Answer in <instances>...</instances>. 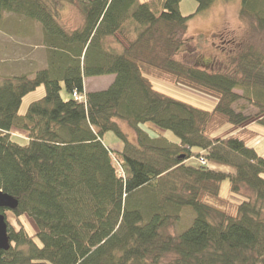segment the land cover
<instances>
[{
  "label": "trees",
  "instance_id": "obj_1",
  "mask_svg": "<svg viewBox=\"0 0 264 264\" xmlns=\"http://www.w3.org/2000/svg\"><path fill=\"white\" fill-rule=\"evenodd\" d=\"M66 1L74 3L0 0V22L12 13L42 25L48 54L42 68L0 76V189L17 200L20 226L7 220L11 246L0 249V264H264V157L240 135L210 132L226 123L243 131L252 116L264 125V51L248 47L232 70H211L177 59L183 49L197 54L181 0H79L84 22L73 30L61 20ZM215 1L197 0V12ZM240 5L264 33V0ZM102 75L113 81L85 90L86 78ZM155 77L216 104L178 100L158 91ZM43 84L45 95L20 114ZM108 132L123 149L104 143ZM226 179L240 201L221 196ZM185 207L192 224L178 236L165 231Z\"/></svg>",
  "mask_w": 264,
  "mask_h": 264
},
{
  "label": "rangeland",
  "instance_id": "obj_2",
  "mask_svg": "<svg viewBox=\"0 0 264 264\" xmlns=\"http://www.w3.org/2000/svg\"><path fill=\"white\" fill-rule=\"evenodd\" d=\"M241 1L216 0L207 10L197 12V0H181V12L186 16L191 15L186 35L197 54L190 58L186 50L183 49L177 59L187 60L196 65L198 63L196 61L199 58L201 63L211 70L226 69L230 71L234 68V59L239 52L248 47L264 51V33L260 31L255 22L253 23L250 19L240 16ZM73 2L72 4L66 1L61 10V20L71 30L81 26L84 22V14L80 10L79 0H73ZM37 29L39 31H35ZM32 34H34L33 37H29ZM110 43L114 46L116 45V40L110 39ZM26 46H31L30 50H27ZM42 46V25L39 22L20 18L12 13L5 14L4 19L0 22V76L17 75L24 71L46 66L48 54ZM113 78V75H102L96 80L95 77L86 78V88L89 90L104 89L113 81ZM153 83L158 91L198 108L211 110L216 104L214 97L198 90L181 86L168 79L155 77ZM44 95V84L26 95L20 108V114H24L27 111L32 101L40 99ZM62 96L64 99H69L70 96L64 85ZM248 112L255 113L256 110L250 108ZM119 123L123 131L129 136L128 138L132 139L135 133L130 125L122 121ZM246 128L241 131L243 128L239 125L226 123L219 127H212L210 132L213 137H223L231 134L240 135L247 141L248 145L254 147L264 157V125L252 116ZM16 135L24 138L26 134L17 133ZM167 137L173 141H178V138L171 131H167ZM103 140L106 145L112 148H124V142L114 132H108ZM220 169L231 170L227 167ZM246 193L251 194L249 190ZM220 194L223 198L233 201L242 199L240 195L231 192L229 179L222 182ZM6 215L7 220L16 224L15 228L18 229L20 226L16 220L17 215L15 212L8 210ZM194 218V209L185 207L181 219L178 222L171 223L165 228V231L178 236L192 224ZM19 219L29 234L36 232L37 226L28 214L19 215ZM45 264L53 263L46 262Z\"/></svg>",
  "mask_w": 264,
  "mask_h": 264
},
{
  "label": "water",
  "instance_id": "obj_3",
  "mask_svg": "<svg viewBox=\"0 0 264 264\" xmlns=\"http://www.w3.org/2000/svg\"><path fill=\"white\" fill-rule=\"evenodd\" d=\"M17 200L0 189V209H15ZM11 246L8 235V223L4 213L0 212V249H9Z\"/></svg>",
  "mask_w": 264,
  "mask_h": 264
},
{
  "label": "crops",
  "instance_id": "obj_4",
  "mask_svg": "<svg viewBox=\"0 0 264 264\" xmlns=\"http://www.w3.org/2000/svg\"><path fill=\"white\" fill-rule=\"evenodd\" d=\"M99 77H101V76H96L95 80H96V78H99ZM85 83H86V80H85ZM85 90L92 91V90L87 89L86 86H85ZM133 139L135 140L134 136H133Z\"/></svg>",
  "mask_w": 264,
  "mask_h": 264
},
{
  "label": "built area",
  "instance_id": "obj_5",
  "mask_svg": "<svg viewBox=\"0 0 264 264\" xmlns=\"http://www.w3.org/2000/svg\"><path fill=\"white\" fill-rule=\"evenodd\" d=\"M200 161H201L202 163H205V161H204V160H202V159H200Z\"/></svg>",
  "mask_w": 264,
  "mask_h": 264
},
{
  "label": "bare ground",
  "instance_id": "obj_6",
  "mask_svg": "<svg viewBox=\"0 0 264 264\" xmlns=\"http://www.w3.org/2000/svg\"><path fill=\"white\" fill-rule=\"evenodd\" d=\"M10 242H11V240H10Z\"/></svg>",
  "mask_w": 264,
  "mask_h": 264
}]
</instances>
